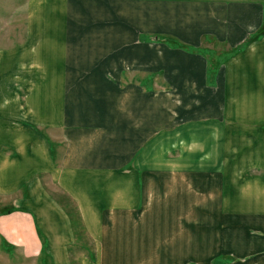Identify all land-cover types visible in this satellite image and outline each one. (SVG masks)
Segmentation results:
<instances>
[{"label": "crops", "instance_id": "1", "mask_svg": "<svg viewBox=\"0 0 264 264\" xmlns=\"http://www.w3.org/2000/svg\"><path fill=\"white\" fill-rule=\"evenodd\" d=\"M30 7L26 38L0 47V264H39L43 240L52 264H264V36L248 44L264 25V0ZM157 71L183 86L177 109L189 106L191 119L166 116L142 142L140 128L126 135L119 124L91 138L108 124L102 107L93 123L70 110L74 97H48L100 80L138 87L135 72ZM142 83L150 93L138 96L152 113L158 101L166 113L168 98L154 81ZM209 85L216 108L203 104ZM106 96L118 98L96 97V106ZM62 131L63 149L55 140ZM168 134L180 141L169 144ZM55 190L77 204L94 244L80 243ZM251 228L263 234L253 237Z\"/></svg>", "mask_w": 264, "mask_h": 264}, {"label": "rangeland", "instance_id": "2", "mask_svg": "<svg viewBox=\"0 0 264 264\" xmlns=\"http://www.w3.org/2000/svg\"><path fill=\"white\" fill-rule=\"evenodd\" d=\"M32 1L33 0H0V47L12 48L17 43L22 42L23 37L26 38L28 20L30 19V14L32 13V9L30 7ZM76 7L78 8L79 6L77 5ZM124 21L125 23H128L130 22V18L125 16ZM162 41H165L164 38H162ZM0 61L3 63L4 59H0ZM130 71H132L133 73V70H128V72ZM160 73L161 72L157 71L156 75L150 74V76H147V74L144 73L145 77H143L144 76L143 74L140 75L139 72L137 73L135 72L134 74H138L137 78L140 79L142 84V86H138V87H136L135 85H134L135 87H132L133 85L128 86L127 84L122 85V83L120 86H115V85L109 86V85H105L100 80L97 81L95 84H91L86 87L74 86L73 89L70 90L69 92L65 87H60L59 91L56 88L54 90L49 91L48 97L49 95L51 97L53 93L55 95H57V93H60V98L64 97L65 99L68 98L69 96L71 98L74 97L76 109H74V107H71L70 110L71 109L78 110V112L76 111L75 113V115H77L78 117H84L82 113H86L87 119L93 123L100 121L99 114L97 112L99 110H97L96 107H102V109L99 111L101 121H104V123H108V124L100 127L95 126L92 132L89 131V133L91 134L90 135L91 138L100 140L103 135V132L102 130H100V128H103L107 132L111 128L112 130H115V125L119 124L121 125V128L126 131V135L128 133L134 134L136 132V127L140 128V137L137 139L140 142H142V140L144 139L143 136L146 134L147 129L152 130L164 126V123L163 121H161V119H164L166 116H169L172 119L173 114L174 117L176 118H179V116L182 114L181 117L183 119L181 122H186L187 119H191L186 116V114H188L187 112L189 111L187 109L189 108V106L186 105L187 108L184 106L183 108L177 109L178 106L180 107L181 97H185L184 95H179L180 93L183 92V86L180 87L175 84L172 85L171 82L174 81L173 79H169V80L167 79L168 81L171 80V82H166L163 79L164 77ZM145 78L146 80L154 81L153 85L156 88V91H158V93H161L162 96H166L168 98L169 103H167V107H169V109L166 110V113L164 111L165 110L164 107H162L163 104H161L159 101L157 106V113L156 114L152 113L148 108V104H145L144 96L142 95L138 96L143 91L150 93L146 90L147 87H145L144 84L142 83ZM134 84H138V83L135 81ZM215 86L216 85H209V87L203 86L206 89L207 88L211 89L210 96L208 98L204 97L203 104H205V106L207 107L216 108ZM194 87L195 86L188 87L187 91L189 89L194 90L195 89ZM201 89L202 87L199 86L197 88L198 90L197 92H199V90ZM112 93L115 97H118V98H114L115 101L109 98L108 96H106L104 100L98 98L97 102L99 104L96 106L95 104L96 97L111 95ZM189 96L192 100L194 98H197L196 92ZM88 102H90L89 105ZM81 108H83L84 110H82ZM60 109L62 110L63 108ZM217 110H220V106L217 107ZM167 112H169L168 115ZM70 114L74 115L73 111H71ZM117 114H120V117L118 119L115 118ZM183 116L187 118H184ZM236 121L239 122V120ZM166 128L170 130L172 129L176 130V125L175 124L171 126L169 125L166 126ZM167 136H168L169 144L175 145L178 143L179 139L177 141H173L171 134H168ZM237 137H238V141L241 140L244 141V135L237 134ZM55 138H56L55 139L56 142H60V145L62 146L63 149L64 143L68 142L67 138L64 135V131H62V134L60 133L59 136L55 135ZM149 156H151V154ZM157 157H159V155H157ZM251 174L259 175L256 169H253ZM252 178L254 179L256 177H252ZM55 194L57 195L58 200H60L63 206L68 211H70V214L74 219L75 227L77 226L74 229L78 233V238L82 239L80 243L84 245L86 244L88 246H90L91 243L94 244L95 240L87 236L86 230L81 224L77 204L73 202V200L63 191H60V194L58 195V193L55 190ZM262 232L263 231L261 229L251 228V230H249V233L253 237L263 234ZM81 235H83L84 238H82ZM33 263H34L33 261L29 262V264H33ZM45 263L52 264V261L47 257ZM75 263L79 264L78 262ZM39 264H44V263L40 262Z\"/></svg>", "mask_w": 264, "mask_h": 264}, {"label": "trees", "instance_id": "3", "mask_svg": "<svg viewBox=\"0 0 264 264\" xmlns=\"http://www.w3.org/2000/svg\"><path fill=\"white\" fill-rule=\"evenodd\" d=\"M264 36V25L254 34L250 37V39L248 40V44L253 42L254 40L261 38ZM157 38L159 39V36H157ZM12 210H7V213H10ZM5 241H2V243ZM47 241L43 240V248H42V259L41 262L46 264V259H47Z\"/></svg>", "mask_w": 264, "mask_h": 264}]
</instances>
